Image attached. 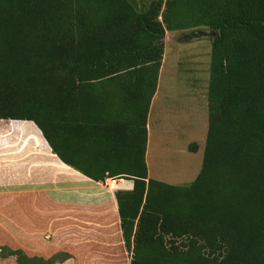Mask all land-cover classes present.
<instances>
[{
	"label": "trees",
	"instance_id": "trees-1",
	"mask_svg": "<svg viewBox=\"0 0 264 264\" xmlns=\"http://www.w3.org/2000/svg\"><path fill=\"white\" fill-rule=\"evenodd\" d=\"M201 28L214 33L203 164L174 185L149 177L148 114L166 32ZM0 120L32 121L95 181H133L116 191L130 264H264V0H0ZM111 135L122 168L104 162ZM4 250L19 264L60 254Z\"/></svg>",
	"mask_w": 264,
	"mask_h": 264
},
{
	"label": "crops",
	"instance_id": "crops-1",
	"mask_svg": "<svg viewBox=\"0 0 264 264\" xmlns=\"http://www.w3.org/2000/svg\"><path fill=\"white\" fill-rule=\"evenodd\" d=\"M177 33L179 32L167 31L164 42L171 41L169 39L170 35L173 37L172 39L179 41L180 39H176L175 36ZM181 33H186V31ZM192 38H194L193 35L188 37V39ZM178 57L180 62H182L183 55L181 51ZM164 61L165 52L163 64ZM163 64L160 70L157 90L148 114L146 161L149 177L169 184L184 185L188 180L186 179L188 175H190L189 178L192 181L197 178L202 168V166L199 167V162L193 165L190 161L187 165L192 168H181L179 172L171 171L168 168H157L154 170L155 172H152L149 162L150 141L153 135L155 139L157 138V146H159V139H164L169 135L172 137L182 136L185 139L189 137V151L192 154H197L198 151V149L196 152L190 150L191 144L196 142L193 139V121L189 123L188 128L185 127L184 132H177L175 123L173 124L174 126L170 125L171 121L175 122L177 119L176 111L171 109L167 100L159 98ZM169 97L165 99H169ZM194 98L196 97L194 96ZM197 99L200 101L199 98ZM174 116L175 119H173ZM109 117L114 126L122 127L124 122H126V117H123L122 113ZM17 122L23 124L31 123L32 121ZM11 130L16 133L17 144H19L22 154H37L42 155V157L41 161L35 164L39 167V171H37L38 169L34 170L35 166H32V163L24 162L19 164L20 162L17 163L15 160L0 166V198H17L18 196H25V198H52L58 206L65 208L54 215L50 213L36 216L38 220H49L42 227L37 223L31 226L32 230L35 228L41 230V234L36 235L35 238L40 239L45 245L42 249L50 251L49 257L58 253L67 256L64 260H59L55 264H127L130 260V253L124 244L116 191L133 189V181L123 179L114 185L116 187L111 185L112 178L106 179L105 182L95 181L80 171L91 167L85 160L77 159L80 155L78 152H74L72 156L69 154L65 155L74 162L79 163V169L71 167L63 162L58 155L54 154L42 133L38 134L37 131L33 133V129L26 127L25 129L23 127L19 128V131L17 130L22 135L17 134L16 129H12V127ZM117 136H119V142L122 144L123 137L126 139V130L123 131L121 128L115 139L118 138ZM36 137L41 139L39 143L35 140ZM43 144H46L51 152L40 150V153H36L34 149L43 147ZM120 144L112 140L111 135L108 144L109 152L105 155L106 160L104 161L107 165H110V168H122L123 159ZM118 147H120L119 153L121 154L119 158H117Z\"/></svg>",
	"mask_w": 264,
	"mask_h": 264
},
{
	"label": "rangeland",
	"instance_id": "rangeland-1",
	"mask_svg": "<svg viewBox=\"0 0 264 264\" xmlns=\"http://www.w3.org/2000/svg\"><path fill=\"white\" fill-rule=\"evenodd\" d=\"M198 31L202 32L200 36L188 30L186 33L175 34L176 39H180L179 41L172 39L173 37L170 35L171 41L165 42V61L161 71L159 90V98L167 100L171 109L176 111L177 119L175 122L171 121L170 125L175 123L177 132H184L185 127L188 128L189 123L193 121V139L198 143V151L197 154H192L189 151V137L185 139L182 136L172 137L169 135L164 139H159V146H157V138L155 139L153 135L150 141L149 157L152 172H155L154 170L157 168H168L176 172H179L181 168L190 169L192 167L187 165L190 161L193 165L199 162V167L203 164L209 121L207 94L211 40L214 33L206 28H201ZM190 35H193L194 38L188 39ZM180 51L183 55L182 62L178 57ZM166 97L169 99H165ZM11 127L16 129V132L23 127L24 129L25 127L33 129L28 123L10 125L9 120H0V166L15 160L17 163L20 162L19 164L32 163V166H35L34 170L38 169L37 171H39V167L35 164L41 161L42 155L20 154L16 133L11 130ZM189 177L190 175L186 178L188 180L185 184L192 182ZM64 209L58 206L52 198H25V196L0 198V264H18L14 256L2 257V252L7 253L6 250L1 251L4 246L14 250L22 249L30 256L49 257L50 251L43 250L42 247L45 245L40 239L35 238L36 235L41 234V230L39 228L32 230L31 226L37 223L42 227L49 221L48 219L38 220L36 218L38 214L48 215L51 213L54 215ZM129 256L130 260L127 264L131 262V255L129 254ZM63 257L62 253L57 256L59 260Z\"/></svg>",
	"mask_w": 264,
	"mask_h": 264
},
{
	"label": "built area",
	"instance_id": "built-area-1",
	"mask_svg": "<svg viewBox=\"0 0 264 264\" xmlns=\"http://www.w3.org/2000/svg\"><path fill=\"white\" fill-rule=\"evenodd\" d=\"M112 182L114 183V184H117L118 183V181H121V180H123V178H112ZM125 180V179H124Z\"/></svg>",
	"mask_w": 264,
	"mask_h": 264
},
{
	"label": "water",
	"instance_id": "water-1",
	"mask_svg": "<svg viewBox=\"0 0 264 264\" xmlns=\"http://www.w3.org/2000/svg\"><path fill=\"white\" fill-rule=\"evenodd\" d=\"M193 34H196L197 36H200L202 34V32L197 31V32H193Z\"/></svg>",
	"mask_w": 264,
	"mask_h": 264
},
{
	"label": "bare ground",
	"instance_id": "bare-ground-1",
	"mask_svg": "<svg viewBox=\"0 0 264 264\" xmlns=\"http://www.w3.org/2000/svg\"><path fill=\"white\" fill-rule=\"evenodd\" d=\"M111 185H113V186H114L115 184H114L113 182H111Z\"/></svg>",
	"mask_w": 264,
	"mask_h": 264
}]
</instances>
